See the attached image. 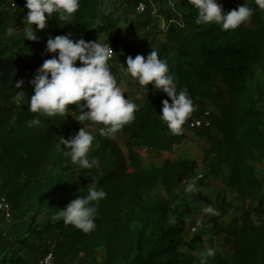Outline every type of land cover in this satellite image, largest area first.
Masks as SVG:
<instances>
[{"label":"trees","instance_id":"16d2710c","mask_svg":"<svg viewBox=\"0 0 264 264\" xmlns=\"http://www.w3.org/2000/svg\"><path fill=\"white\" fill-rule=\"evenodd\" d=\"M105 1L79 0L67 25L56 18L48 20L44 30L33 25L38 40L32 41L23 32L26 0H19L15 9L0 0V197L8 200L15 215L5 227L0 221V264H31L20 247L29 235L56 241L55 264H96L99 249L106 253V264H199L186 241L190 219L176 204L183 182H195L200 164L181 157L156 166L145 163L139 153L143 148L170 153L189 138L184 130L173 134L159 118L163 100L171 99L152 84L147 90L143 86L135 119L120 130L125 150L103 137L97 124L84 122L96 148V153H88L89 160L96 154L109 156L106 173L96 185L107 196L96 205L95 230L86 234L62 219L35 228L44 210L55 216L89 187L65 189L68 174L79 166L64 155L62 145L57 147L62 137L69 139L84 127L77 120V106L69 105L71 111L63 116L47 117L28 111L34 91L20 93L17 100L16 83L26 64L23 54L52 58L55 54L45 52L48 38L69 34L74 40H98L115 48L119 22L101 19ZM219 2L225 13L246 4L253 14L237 29L222 31L214 23L196 24L198 12L190 5L188 26L179 28L185 48L165 43L157 53L167 61L177 90H187L193 109L212 110L216 134L206 132L203 164L235 201H217V216L205 224H211L207 234L228 248V253H215L208 264H264V175L258 174L264 163V85L257 79L264 70V9L254 0ZM8 27L15 28L11 37L6 35ZM108 66L121 88L120 64L108 61ZM37 116L42 124L30 127L28 121ZM157 189L166 196L155 197ZM225 217L227 225L220 222Z\"/></svg>","mask_w":264,"mask_h":264},{"label":"clouds","instance_id":"9594fccd","mask_svg":"<svg viewBox=\"0 0 264 264\" xmlns=\"http://www.w3.org/2000/svg\"><path fill=\"white\" fill-rule=\"evenodd\" d=\"M255 4L264 9V0H254ZM198 15L195 23L198 25L216 24L222 31L235 30L247 21L253 14V9L246 4L227 13L219 0H188ZM79 0H26L25 8L29 11L24 16L23 28L25 39L37 41V29L44 30L48 20L56 18L69 24L74 13L79 9ZM15 33L14 27L6 29L9 37ZM46 53L55 54L44 60L29 83L34 88V94L29 97L28 111L42 116H63L70 112L69 105L75 104L80 112L78 121L84 127L69 139L61 138L57 147L63 146V153L70 157L71 162L80 169H90L97 163L88 158L94 136L86 129L85 121L91 124H102V135L111 137L126 124L135 119L136 104L125 98L122 89L117 86L116 77L111 72L108 61L113 49L98 40L88 42L83 38L74 40L69 35L49 37L46 42ZM77 61L80 62L77 66ZM126 72L141 86L152 84L154 90L163 91L171 99L163 100L160 119L166 122L168 129L176 135L182 133V125L193 111V103L187 90H177L173 75L169 74L167 61L159 58L158 53L152 50L147 57L136 55L128 56ZM23 80L16 83L21 88ZM22 92V91H21ZM17 100L22 98L20 93ZM83 101V103H81ZM29 126H40L39 116L28 121ZM83 196H77L64 208L55 214V219H62L90 233L95 230V217L99 201L106 198L103 189H97L95 181ZM185 193H197L194 181L187 183ZM203 212L217 215L218 212L208 206ZM215 255V250L207 248L200 254L199 264H208V259Z\"/></svg>","mask_w":264,"mask_h":264},{"label":"rangeland","instance_id":"374dc122","mask_svg":"<svg viewBox=\"0 0 264 264\" xmlns=\"http://www.w3.org/2000/svg\"><path fill=\"white\" fill-rule=\"evenodd\" d=\"M141 1L145 4L146 8L140 13L137 10V6ZM189 10L190 5L182 3L180 0H106L102 6L100 11L102 20H118L119 22V37L114 48L115 58L112 63L120 64L124 77L122 90L127 91L126 93H128L134 103L141 101L144 91H142L143 86L126 72L127 57L132 56L135 58L136 55L140 54L146 58L152 50L157 52L165 43H170L179 49H184L185 36L179 31V28L188 26L187 14ZM23 58L26 64L20 71L21 75L35 73L44 60L47 59V55L33 56L25 52ZM257 79L264 85V70L258 72ZM19 89L21 91L25 90L23 86ZM182 130L188 133L183 126ZM212 132L216 134V131ZM188 135L189 138L170 153L147 148L140 149L139 153L145 163L156 166H161L168 158L177 160L181 157L191 158L200 164L199 173L204 174L207 181H195L197 193L187 194L184 189L189 182L185 180L179 190V200L176 204L185 211L186 216L190 219L189 223L194 221H200L201 223V227L196 232L190 230L186 233V241L191 243V254L198 258L209 247L213 248L215 253H228V248L224 245L222 239L207 234L211 224L207 226L205 224L217 215L210 213L202 214L201 209L208 206H212L215 209L217 201L221 202L223 198L235 203L234 198L220 181L213 178L210 167L203 164V149L207 146L206 138L193 136L189 133ZM106 137L118 143L123 150L126 149V138L121 134L120 130L111 137ZM89 153H96V148L93 144L90 147ZM94 159L97 163L92 168H77L68 174L65 189L73 186L78 188L91 187L94 181L95 186L98 184L99 178L106 173L109 156L108 154H96ZM258 174L264 175V163L258 167ZM153 194L158 199L166 196V192L163 189H157ZM57 220L47 210H44L36 217L35 228L41 230ZM220 222L223 225H227L229 218L225 217ZM43 245L44 241L29 235L23 239L20 247L23 249V255L26 259L31 264H36L43 254ZM96 258V264H106L107 256L103 249L97 251Z\"/></svg>","mask_w":264,"mask_h":264},{"label":"built area","instance_id":"2783aa9c","mask_svg":"<svg viewBox=\"0 0 264 264\" xmlns=\"http://www.w3.org/2000/svg\"><path fill=\"white\" fill-rule=\"evenodd\" d=\"M5 5L9 9H15L18 5L19 0H3ZM146 6L141 1L139 2L137 6L138 12H143L145 10ZM113 49V54L110 57L109 61H113L115 58V51ZM36 73V72H35ZM35 73L33 74H24L20 75L18 77L19 80H23V88L24 93H28L31 91H34L33 86L29 83V81L34 77ZM186 128L189 134L193 136H199V137H206V132L209 130L212 131L213 126V112L209 108H201V109H193V111L190 113L189 117L186 119L184 124L182 125ZM103 126L97 125L96 128L100 132V128ZM101 133V132H100ZM103 137H106L105 135H102ZM109 137V136H108ZM196 182H206V176L202 173L197 174L195 178ZM203 209H201L202 214H206L203 212ZM14 210L12 205L8 202V200L5 197H0V221L2 223V226H6L10 224V222L14 219ZM201 227L200 221H194L189 223L187 231L192 230V232H196ZM44 251L43 254L40 256L39 260L36 264H55L56 263V241L54 239H47L44 241ZM76 264H81L80 262H77Z\"/></svg>","mask_w":264,"mask_h":264},{"label":"crops","instance_id":"0c3cea01","mask_svg":"<svg viewBox=\"0 0 264 264\" xmlns=\"http://www.w3.org/2000/svg\"><path fill=\"white\" fill-rule=\"evenodd\" d=\"M122 66H123V64H121ZM123 87V84H122V86H121V89H123L122 88ZM18 90L21 92V90L18 88ZM124 93H126L127 91L126 90H122ZM21 93H24V91H22Z\"/></svg>","mask_w":264,"mask_h":264}]
</instances>
